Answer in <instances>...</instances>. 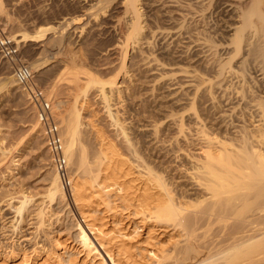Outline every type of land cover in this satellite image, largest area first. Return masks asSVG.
Returning a JSON list of instances; mask_svg holds the SVG:
<instances>
[{
	"label": "bare ground",
	"instance_id": "6f19581e",
	"mask_svg": "<svg viewBox=\"0 0 264 264\" xmlns=\"http://www.w3.org/2000/svg\"><path fill=\"white\" fill-rule=\"evenodd\" d=\"M56 1L60 5V14L58 15H61L59 18L62 19L63 23L59 22L58 24L60 25H57L58 27L48 26L44 29L43 34L41 32L43 27L40 28L38 32H41V37H44V40L38 44L30 45L32 47L31 50L39 53V62L41 59L42 62L36 64L34 61L33 63L35 64H32V62L27 63L26 61H22L21 58V61H17V63L27 64L33 74H39L44 68H46L45 70L48 72H53V75L55 73L58 75L60 71L61 77L65 76V78L63 77L65 83L81 85V89L84 87L86 90L89 86L91 88L93 85H98L101 91V99L104 100L103 102L106 101L105 103H107L106 114L109 115L108 118L112 120V123L114 122L116 124L114 125L113 123L117 128V125H119L118 123H120L117 117L118 111L116 110L115 113H112L111 106L109 105L110 101L108 102L110 95L108 96V94H112L110 92H112L114 88H119L118 84H122V82H117V77H119L118 80H121V78L127 74L126 70L128 67L126 66V62L131 60V55L128 57L129 52L132 54L134 51H138L143 45L151 46L156 41L165 42L173 36L177 35L178 37V35L182 33L181 31L186 23L199 24L201 27L203 24L207 25L208 20H212V22L214 21L220 26L219 30L223 36V43L215 44L212 42L211 37H208V34L206 36L201 32L202 30L197 31V37L192 43H194V47L202 51L203 54L215 55L221 51L226 53H223L225 54V58L222 60L220 59L219 64L216 66L217 69L214 73L215 76L213 80H215L213 83L211 79L204 78V76L195 72L182 71L184 73L183 75H185V83L183 86L192 89V92H194L193 99L198 95L197 93L204 91L209 95L208 98H210L211 103V101H214L213 93H211L212 87H214L213 85L220 89V99L222 102L217 103L219 106L222 105L223 108L227 107L226 110H228V113L226 118L224 115L225 113L221 114L219 112L221 115H216L218 117L214 115V118L209 117V119H203V117L199 116L198 113L194 111V114L191 113L192 115L186 119L191 125L187 128L184 124L185 120L180 113V115L175 117L172 124V126L175 125L174 127L177 129V134L174 136V139L172 138L173 141H171V139L169 141L167 140V142H163L166 140L160 141V138H158L160 135L157 137V131L155 125H153V129L155 130H151L150 136L152 137L144 136V139L149 138V140L144 141L146 143L145 145L143 144V148L138 146V139L130 137L127 133L122 131L121 133L124 136L122 139L126 142L125 149L127 150L123 151L131 155V160L130 158L129 160L128 158L126 159L124 157L125 155L123 156V152L116 147L114 142L107 140V138L101 134L102 131L100 132L96 128L92 123L93 121L89 122L87 125L91 133V137L88 135L90 138L87 137V141L94 139L96 144H93L94 142L92 144L93 146H97L94 150L92 149L93 152L92 154L90 153L91 157H88V155H86V148L88 147L85 146V148L83 145L80 149V140L78 139L85 134L83 133L84 128L82 131L80 129L82 124L81 111L87 108L85 101H83L80 106L78 105L79 108L77 106V108H75V106L73 107V105H71L73 109L70 107L67 111H70L67 113L68 117H64L66 116V113H64L65 115L63 117L66 118L64 120L65 130L63 133L64 155L66 160H68L67 168L71 169V172H69L71 173L69 176L71 188L70 198L68 197V200L71 201L82 223L81 227L88 242L90 244L100 245L109 236L105 235L102 228L96 230L94 224L95 220L88 222L85 216L84 208L90 205L91 200L89 199L92 198L90 195L88 196L87 185L97 183L98 186L100 185L98 189H101L102 193L106 194L105 196H108V191L105 189L107 186H110L112 190L115 191L114 197H118L126 206L130 207V205H132L133 207L134 205L135 209L133 208V210H136L142 220L161 227H166L167 229L170 228L173 232L176 230L178 231V229L183 231V234L181 233L180 235L173 234L177 235L178 238L181 236L183 239L180 242V238L176 240L172 236L175 240H173V243L172 240L170 242V244H172L171 249L166 250L162 248L163 244L159 245V247L157 246L158 250L156 252L153 251L155 253L148 254L145 248L143 250L140 249L138 251L139 259L137 261L131 258V251L127 248L126 244L120 242L116 247L117 255L125 261L118 264H264V0H187V2L183 3L180 0H156L157 3L161 2V7L168 5V7L175 8L174 11L176 10L175 14L179 16V18L177 17L178 19L175 17V19H170L172 18L169 17L170 11L166 10L160 14V16H162L161 18H158L156 15L153 16L151 10L147 9V12H144V5H142L141 2L143 1L141 0ZM50 4L52 3L47 2L45 12L41 9L42 14H52ZM111 5H116V7H114L119 10V12L116 13L117 15L112 16L114 12L118 11H116V9L114 12L111 11L113 13H110V9L108 8H110L109 6ZM210 6L213 7L212 12H210L211 10L208 12V9L211 8ZM67 7L78 9V11L76 12L75 10L74 13L69 14ZM4 11V7L1 5L0 12L2 13ZM105 14H107V16ZM7 15L4 16L7 17ZM215 18L217 19L215 20ZM159 21L163 22V26L165 23V25H167L174 21V27L165 28L161 26ZM159 23L160 25H158ZM32 27H34V24ZM91 31H99V33ZM22 32L23 30L21 33ZM39 33H35L33 37L37 38L33 39H38ZM88 34H90L89 37H87ZM97 36L109 42L107 46L108 49L106 48L104 50L105 53L112 50L113 53L118 56L117 71H115L117 73L111 76L112 79H110L109 76L108 78L110 80H106V75L103 74H101V76L103 75L102 77L94 76V73H96L94 71L95 69L93 70V74L87 70L91 68L90 65L97 68L99 67L93 64L94 60L92 62L91 57L88 55L90 52L88 54L86 53V55L80 48V43L83 44L87 41L95 40ZM21 37L23 38L21 41H26L25 38H27V34H21ZM15 41L18 44L20 43L18 42L19 40ZM93 42L95 43L97 41ZM0 56L4 58L1 54ZM18 56L12 57L11 59H2L3 63L0 69L6 71L4 85H8L9 87L18 86L12 74L14 66L17 65L16 60ZM4 60L12 63L15 61L13 67H11L10 63H8V65ZM151 62H155L156 64L155 59H152ZM94 63L97 64L96 62ZM107 64L109 66L112 63L108 62ZM107 64H104L105 66L103 65L102 68L107 70ZM158 67L162 66L160 65ZM99 73L101 72L99 71ZM102 73L105 72L102 71ZM120 74H122V76H118ZM172 75L174 76V74ZM98 76H100V74ZM53 77L54 76L51 78ZM164 77L167 76L164 75ZM3 78L4 76L1 77V79ZM59 79L62 80V78ZM59 79L57 80L58 82L61 81H59ZM254 80L257 87L253 85L255 84ZM85 90H83L84 93ZM193 99L191 100L190 98L189 100L194 102L196 99ZM191 102L189 101L190 106ZM60 103H53L54 107L56 109H61ZM192 108L190 109L194 110ZM220 118L223 120H220ZM120 119L122 120V118ZM117 128L116 130L118 131ZM119 130H121L120 127ZM179 139L183 142V146L178 144ZM82 143L83 142H81V144ZM182 148H186V150L192 149L193 151L182 153ZM90 151L91 150H89V152ZM143 152L150 153L151 157L153 154H161L168 160L167 163H171L172 165H175L173 164L174 161L172 162V158H178L180 154H183L182 156L185 163L180 162V165L174 166L175 171L183 180L181 184L179 186H174V183H168L166 180H163L161 174L158 172V167L152 165L159 156H153L156 158L149 161V158L145 160L144 157L146 154L144 156ZM7 153H9V151L5 154L7 155ZM2 154L4 155L3 152ZM87 157L90 159L88 160ZM147 157H149V155ZM1 160L0 162H2ZM157 161L158 160H156V163ZM3 162L5 161L3 160ZM158 163L156 166L161 164ZM130 165L131 167L134 166L145 171L144 173H140L139 170L137 173L138 175H142L141 177L144 179L141 188L135 189L134 186H131V182L119 181L123 177L129 175V173L124 171L126 170L125 168L128 166L130 167ZM187 165L188 167L185 168L184 166ZM161 167L162 166H160V168ZM51 174V182L45 191L47 196H50V193H53L56 189L54 188L53 181L58 176L55 171ZM57 191L56 189V192ZM121 192L123 194H121ZM97 193L96 196H98V194L100 195V193ZM29 197L24 195L19 197L17 205L13 208L16 217L21 216L22 218L27 203L30 201ZM110 204L111 201L109 199L102 203V205H104L103 207H106L105 209L107 210H111ZM66 205L67 204H65V206ZM114 209L113 206L112 210ZM40 210L35 214V217H33L34 220L36 219L38 221L37 217L41 216L42 213ZM41 219L43 220L44 218ZM41 219L39 224L36 225L37 228L35 227L36 231L38 228H41ZM34 223L33 225H35ZM201 229H203L205 233L201 237H198L199 239L195 240V242H190V236L196 238L197 236L194 233ZM160 246L162 249H159ZM58 247L59 243L55 238L53 240L52 250L57 251ZM190 251V257L185 259L180 258L183 254ZM14 252V250H11V253H13L11 256L14 255ZM40 256L41 253H37L30 259V262L26 260L25 263L31 264V262L34 261V263L39 264L42 262ZM12 257L14 258L15 256ZM67 264H76L75 259H70Z\"/></svg>",
	"mask_w": 264,
	"mask_h": 264
},
{
	"label": "rangeland",
	"instance_id": "374dc122",
	"mask_svg": "<svg viewBox=\"0 0 264 264\" xmlns=\"http://www.w3.org/2000/svg\"><path fill=\"white\" fill-rule=\"evenodd\" d=\"M141 1L144 2V3L141 2L142 5H144L143 6L144 12H147V9L151 10L153 12V16L156 15L158 16V18H161L162 16H160V14H162L163 11L166 10V11H170L169 17H172L170 19H173L174 17L179 18V16H176L175 14L176 11V10L174 11L175 8L168 7V5H164L161 7L160 4L161 2L157 3V1H161V0H157V1L141 0ZM153 1H155L156 3ZM180 1L182 3L187 2V0H180ZM47 2L52 3L50 4L52 9L51 10L52 14L43 13L45 15L44 16L42 14V11L45 12ZM0 3H1L0 6L2 5L5 10L2 13L0 12L1 13L0 36H5L9 39L11 38L10 41L13 42L15 47L17 46L16 49L19 56L16 60V64L21 65V63H17V61L18 62L21 61V58L22 61H26L27 63L32 62V64L35 63L37 64L42 62V59L39 62V58H40L39 53L34 50H31L32 47L30 45L38 44L39 42H42L44 40V37L42 38L41 37L42 35L40 33L42 32L43 34L44 29L47 28L48 26L58 27L60 25L58 24L59 22L60 23L62 22V19L59 18L61 15H58L60 14L59 13L60 5L57 3L56 0H2V1L0 0ZM114 6L116 7V5L109 6L110 8L108 9H110V13H113L115 9L116 11L118 10ZM67 10L69 11V12L67 11L69 14L74 13L75 10L76 12L78 11V9H74L72 7H67ZM212 10L213 7L209 8L208 12L209 11L212 12ZM154 11H156L157 14ZM118 12L119 10L117 12H114L112 16L117 15L116 13ZM5 13H7L8 15ZM3 14L7 15V17L4 16ZM105 15L107 16V14ZM216 19L217 18H215V20ZM31 23L34 24V27H32L33 24ZM160 23L161 26H163V22ZM160 23L158 25H160ZM43 24L46 26H44ZM165 24L163 26L165 28L174 27V21L170 24L167 25ZM40 28H42V31L39 33L38 31H40ZM201 28H203L204 30ZM219 29H220L219 24L215 23L214 21L212 22V20L211 21L208 20L207 25L203 24V26L201 27L199 24L186 23L181 31L182 33L179 34L178 37L177 35L173 36L171 39L165 42L152 41L154 42V44L151 46L143 45L138 51L136 52L134 51V53L132 54L131 52H129L128 57H130L131 55L130 57L131 60L126 62L127 63L126 66L128 67L126 70L127 74H125V76H123L121 80L120 79L118 80L119 77H117V82L118 83L122 82V84H118L119 88L117 89L114 88L112 92H110L112 94L114 93L113 95L108 94V96L110 95V98H108V102L110 101L112 103L111 104L109 102V105L111 106L110 108L112 109V113H115L117 110L118 111L117 117L119 119L118 122L120 123L122 122L121 125L120 123H118L119 124L117 125L118 128L114 126L116 125L114 122L113 125L112 120L108 118L109 115L106 114L107 103H105L106 101L103 102L104 100L101 99L102 97L100 95L101 91L98 85H93L91 86V88L89 86L86 90L84 87L83 89H81L82 87L81 85L65 83V80L63 79V77L65 78V76L61 77L60 71H59L60 75L58 72H57L58 75L56 73H55L56 75L55 74L53 75V72L46 71L45 70L46 68L42 69L39 72V74L36 73L34 74L32 85L42 89L48 96L47 98L49 99L51 104L52 114L54 116V120L56 121L58 127L60 128L63 141H64L63 133L65 130L64 120L66 119L64 117H68L67 113L70 112L67 111L69 110L70 107L71 109H73L74 106L75 108L77 107L79 108L81 103L85 101L87 108L84 111H81L82 124L80 126L81 131L84 128L83 133L85 134L83 137L81 136L78 138L80 140L79 141L80 143L78 142L80 145L79 148L82 147L83 145H84L83 147L85 146H87L88 148L90 147L89 149L85 147L87 150L86 155H88V157H91L93 150L96 148L97 145L93 146V144H96V141L93 138H92L93 140L87 141L88 135L90 136L91 134L90 128L87 125L89 122L93 121L92 123L96 126V128L100 132L102 131L101 134H103V136H105L107 140L114 142L116 147L123 152V156L125 155L124 157L126 159L128 158L129 160L130 158L131 160L132 159L131 155L126 154L125 152L127 151L125 149L126 142L124 139H122L124 138L123 134L121 133L122 131L127 133V135H129L130 137H135L136 139H138L139 142L138 146L140 148H143V144L145 145L146 143L144 141L149 140V138L144 139L145 138L144 136L146 135V137L147 136L152 137L150 136V133L152 132L151 130L154 127L153 125H155L157 131V137L160 135L158 137L160 138L159 139L160 141L166 140L163 142H167V140L169 141L170 139L171 141H173L172 138L174 139V136L177 134V129L174 127L175 125L172 126V124L174 122L175 117L180 115V113L182 114L185 120L184 124L186 125L185 127L187 128L190 127L191 125L189 124L190 122H188L186 119H188L189 116L194 114V111H196V113H198L199 116L203 117V119H207V118L209 119V117L211 118L214 115L216 116L224 113L226 118V115L228 113L227 112L228 110H226L227 107L223 108L222 105L221 106L218 105V103L222 102V100L220 99V95H221L220 89L218 87L213 85L215 88L212 87L213 89L211 90V93H213L212 95L214 96V101H211L210 103V98H208L209 95L206 92L204 91L200 92L201 95L200 93H197L199 96L196 95L198 97L195 96L196 98L194 97V99L196 100H194L193 99L194 92H192V89L183 86L185 83L184 82L185 75H183L184 71L195 72L201 76H204V78L211 79L212 83L214 82L215 79L213 80V78L215 76L214 73L217 69L216 66L217 64H219L220 59L222 60L225 58L226 53L221 51L216 53L215 55L213 54L214 56L203 54L202 51L194 47V43H192V41L193 42L195 41L197 37V31L202 30L201 32L204 35L207 36L208 34V37H211L212 42H214L215 44H222L223 36ZM22 30L24 33L27 34V38H25L26 41H21L23 40L21 34H24L23 32L21 33ZM91 32L99 33V31L97 32L91 31ZM35 33L40 34V35L38 34V39H33V38H37V37H33ZM89 36L90 34H88L87 37ZM12 37L14 38V40ZM15 40L17 41L19 40L18 42L20 43L19 44L16 43ZM93 41H97V42L94 43ZM83 44L80 43L81 51L85 52L84 54L86 53L88 54L90 52L88 55L89 57H91L92 62L94 60V62L97 63L95 64L93 62V64L101 68L99 69L93 65H90L91 70L87 68L86 69L89 70L92 74L94 73L93 70L95 69L94 71L96 73H94V76L102 77L103 75H106L105 76L106 80L109 79L108 78L109 76L110 79H112L111 76H114L117 73L115 71H117L116 67L118 64V60H117L118 56L114 54L112 50L110 51L107 50L108 52L105 53L104 50L106 48L108 49L107 46L109 42L104 40L102 37L97 36L95 40H90ZM2 59L4 58L0 56V68L2 67V63H3ZM152 59L156 60V64L155 62H151ZM34 61L35 63H33ZM5 62L7 64L10 63L11 67H13V63L15 61L13 63L7 61ZM102 62L104 64H107L108 62L112 64L109 66L107 64L108 68L107 70H105L102 68L104 65ZM160 65L162 67H158ZM16 66H14V68ZM96 69L97 70L99 69L98 73ZM101 70L104 71L105 73H102ZM99 71L101 73H99ZM0 72H1L0 73V84H1L0 85V156L1 157L3 156L2 158L0 157V160L2 159L1 160L2 162L3 160L5 161L3 163L0 162V168H1L0 169V264H26L25 261L28 260L30 262V259L33 258L37 253H41L40 259L42 262L39 264H67L68 261L72 258L75 259L76 264H118L120 262L125 261L122 258L118 257L117 255L116 247L120 242L126 244L127 248H129L131 251V258L137 261L139 259L138 251L140 249L143 250L145 248V251L148 252V254L155 253L158 250L157 246L159 247V245L163 244L162 248L169 250L172 248V244H170L171 240L172 243L174 242L173 240L175 239L178 240L179 238H180L179 241L180 242L182 241L183 238L181 236L179 238L177 237L178 234L179 235L181 233L183 234V231H180L181 229L180 230L178 229V231L176 230L173 232L170 228L167 229L166 227H161L154 223H150V222H146L145 220H142L141 216L137 214L136 210H133V208L135 209L134 205L133 207L132 205H130V207L126 206L121 202V200L118 197H114L115 191L112 190V187L110 186L106 187L105 190L108 191L107 192L108 196H105L106 194H103L101 189H98L100 185L98 186L97 183H92L87 185V189H88L87 193H89L88 196L90 195V197L92 198L89 199L91 200L90 205L84 208L85 216L87 217L88 222L95 220L94 224L96 226L95 228L96 230H98V228H102L105 232V235H109V236L100 245L90 244L86 238V235L83 233L81 227L82 223L80 222L71 201L68 200V197L70 198V194L68 196V194L65 191H63L62 187L59 186L61 184L59 182L58 177L53 181L54 188H56L58 191L56 192L55 189L53 193H50L51 194L50 196L46 195L45 191L49 187L48 185L50 184L52 179L51 173L54 172V169L51 164V158L47 149V145L45 143L41 125L39 124L36 118L35 109L31 106V104L27 100L24 90L19 86L9 87L8 85H4L6 71L3 69ZM99 74L100 76H98ZM101 74L103 75L101 76ZM172 74H174V76ZM164 75L167 77H164ZM2 76H4L3 79H1ZM52 76L54 77L51 78ZM118 76H122V74ZM58 77L62 78V80L59 79ZM158 77L159 78L161 77L160 78L161 80ZM57 78L59 79V81L60 80L61 81L58 82ZM55 80L57 84L55 83ZM253 85L254 87L255 86L257 87L256 82ZM83 90H85V93ZM189 97L191 98V100L192 99L194 100V102L192 101L194 105L191 102V100H189L190 99ZM189 101L191 102V106ZM57 102L59 103L61 102L60 103L61 109L59 108L61 111L54 107V104L55 103L57 104ZM71 105H73V107ZM214 105L216 107L218 106L219 108L217 107L218 108L217 109ZM190 108L194 110H191ZM219 112L221 114H219ZM64 113H66V116H64L65 115ZM120 118H122V120ZM221 119L222 118H220V120ZM119 127L121 130H119ZM116 128L118 129V131L116 130ZM154 130L155 129H153V131ZM81 142H83L84 144L83 143L81 144ZM178 144L180 146L183 144L181 139H179ZM7 150L9 151V153H7L6 155L5 153L8 152ZM89 150L91 151L89 152ZM188 151L190 152L193 150L192 149L186 150V148H182L181 150L182 153L183 152L188 153ZM2 152L4 153V155L2 154ZM143 154L144 156L146 154V156L144 157L145 160H147L146 158H149L148 159L149 161L156 158L153 156L156 155L159 156L158 158L155 159V163L156 160H158L157 163L159 162L161 164L158 163L159 165L156 166L157 163L156 164L152 163V165L158 167L157 168L158 172L159 174H161L163 180H166L168 183H172V184L174 183L173 184L174 186H179L181 184L183 180L180 178V175H178L177 172L175 171L174 166L180 165L181 163H185V160L182 156L183 154L179 155L178 158L180 159L172 158V162L174 161L173 164L175 165H172L171 163H167L168 160H166V158L161 154H153L152 157L150 153L148 154L147 152L145 153L143 152ZM148 155L149 157H147ZM89 159L90 158H88V160ZM67 164H68V160H67ZM188 165L184 167L187 168ZM160 166L162 167L160 168ZM128 167L125 168L126 170L124 172L129 173V175L123 177L119 181L120 182L126 181L127 183L131 182L130 183L131 186L132 187L134 186L135 189L141 188L144 179L141 177L142 175H138L137 173L139 170L140 173H144L145 171L136 168L134 166L131 167V165L129 168ZM70 170L71 169H68L69 172H71ZM69 175H71V173H69ZM97 192L100 193V195ZM96 193L98 194V196H96ZM121 194L123 193L121 192ZM21 195L28 197L30 196L29 197L30 201H28L27 203V207L25 208V212H23L24 214L22 215V218L21 216L16 217V214H14V210H13V208L17 205V201H19V197ZM103 197L105 198V200ZM107 199L111 201L110 204L111 210L105 209L106 207L104 208L103 207L104 205H102V203H104V201H106ZM65 204L67 205L65 206ZM112 205L115 208L114 210H112L113 209ZM39 210L40 212L42 211L41 213L42 217L41 216L37 217L38 218L37 221L36 219L34 220L33 217H35V214H37ZM40 217L44 219L42 220ZM39 218L41 219L43 225L40 224L41 228H38V230L36 231L37 228L36 225L39 224L40 221ZM32 222L33 223L35 222L34 223L35 225H33ZM204 233L205 231L203 229L196 231L194 234L197 237L195 238L190 236V242H195V240H198L199 239L198 237H201ZM173 234H177V235H173ZM55 238L58 240L59 243V247L57 251L52 250L53 240ZM162 248L160 246L159 249ZM11 250L15 251L14 255H12L15 256L14 258L11 256V254H13L11 253ZM190 255H191V251L186 254H183L182 257L180 258L185 259L190 257ZM31 264H36V263L32 261Z\"/></svg>",
	"mask_w": 264,
	"mask_h": 264
},
{
	"label": "built area",
	"instance_id": "2783aa9c",
	"mask_svg": "<svg viewBox=\"0 0 264 264\" xmlns=\"http://www.w3.org/2000/svg\"><path fill=\"white\" fill-rule=\"evenodd\" d=\"M0 54L5 59L18 56L13 42L5 36H0ZM13 76L16 84L24 90L28 102L35 109V115L41 125L52 167L58 176L63 191L69 195L71 182L64 155L62 135L54 120L50 101L42 89L32 85L34 74L26 64L17 65L13 70Z\"/></svg>",
	"mask_w": 264,
	"mask_h": 264
}]
</instances>
